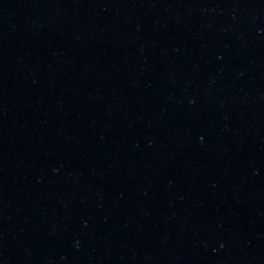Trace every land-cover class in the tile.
Wrapping results in <instances>:
<instances>
[{
  "label": "water",
  "instance_id": "obj_1",
  "mask_svg": "<svg viewBox=\"0 0 264 264\" xmlns=\"http://www.w3.org/2000/svg\"><path fill=\"white\" fill-rule=\"evenodd\" d=\"M0 264H264V0H0Z\"/></svg>",
  "mask_w": 264,
  "mask_h": 264
}]
</instances>
